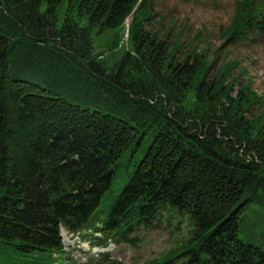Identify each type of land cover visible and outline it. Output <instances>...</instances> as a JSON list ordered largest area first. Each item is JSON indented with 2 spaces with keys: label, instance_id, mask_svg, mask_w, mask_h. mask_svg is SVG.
<instances>
[{
  "label": "trees",
  "instance_id": "1",
  "mask_svg": "<svg viewBox=\"0 0 264 264\" xmlns=\"http://www.w3.org/2000/svg\"><path fill=\"white\" fill-rule=\"evenodd\" d=\"M154 4L0 0V264H75L61 225L133 243L164 213L189 238L143 264H264V100L159 37ZM223 37L264 39V0Z\"/></svg>",
  "mask_w": 264,
  "mask_h": 264
},
{
  "label": "rangeland",
  "instance_id": "2",
  "mask_svg": "<svg viewBox=\"0 0 264 264\" xmlns=\"http://www.w3.org/2000/svg\"><path fill=\"white\" fill-rule=\"evenodd\" d=\"M240 0H155L156 16L150 28L159 37L169 38L170 43H182V52L196 48L206 59L213 61L210 77L219 74L220 66L227 61H239L233 76L245 85L252 79V89L264 100V39L253 37L235 45H224L223 33L235 17V4ZM205 30V31H204ZM169 35V36H167ZM200 35L199 43L195 40ZM181 55V54H180ZM241 67L246 72L241 71ZM242 75V76H241ZM237 88H235V93ZM264 110L256 105L250 111V117H257ZM166 216H170L166 218ZM190 226L185 220H179L167 213L147 226H140L132 234L133 243L113 244L99 248L79 237L61 231L64 249L75 260L86 262L101 253H110L111 260L117 264H143L158 258L189 238Z\"/></svg>",
  "mask_w": 264,
  "mask_h": 264
}]
</instances>
